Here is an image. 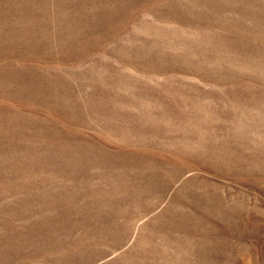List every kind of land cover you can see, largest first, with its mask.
<instances>
[{
  "label": "rangeland",
  "instance_id": "374dc122",
  "mask_svg": "<svg viewBox=\"0 0 264 264\" xmlns=\"http://www.w3.org/2000/svg\"><path fill=\"white\" fill-rule=\"evenodd\" d=\"M0 264H264V0H0Z\"/></svg>",
  "mask_w": 264,
  "mask_h": 264
}]
</instances>
